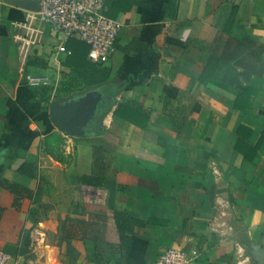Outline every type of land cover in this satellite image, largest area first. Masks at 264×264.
Instances as JSON below:
<instances>
[{"label": "crops", "instance_id": "crops-1", "mask_svg": "<svg viewBox=\"0 0 264 264\" xmlns=\"http://www.w3.org/2000/svg\"><path fill=\"white\" fill-rule=\"evenodd\" d=\"M111 2L106 13L122 25L109 77L55 97L73 74L69 55L36 0H0L6 264H127L108 251L119 242L114 210L147 221L133 230L147 264L170 245L191 253L189 264H264V0ZM219 68L234 81H214L226 79ZM27 74L51 84L32 86ZM54 99L95 110L68 134L51 119ZM94 146L105 160L100 186L80 180ZM89 187L105 201L89 199Z\"/></svg>", "mask_w": 264, "mask_h": 264}, {"label": "built area", "instance_id": "built-area-1", "mask_svg": "<svg viewBox=\"0 0 264 264\" xmlns=\"http://www.w3.org/2000/svg\"><path fill=\"white\" fill-rule=\"evenodd\" d=\"M39 6L37 18L46 24L59 39L58 49L69 53L65 41L76 38L88 45V58L96 63H106L112 57L121 21L106 14L110 0H36ZM32 86L51 84L45 75L27 74ZM89 199L105 201V194L92 187L86 189ZM9 255L0 248V264L8 262ZM192 254L186 249L170 245L164 248L155 264H189Z\"/></svg>", "mask_w": 264, "mask_h": 264}, {"label": "trees", "instance_id": "trees-1", "mask_svg": "<svg viewBox=\"0 0 264 264\" xmlns=\"http://www.w3.org/2000/svg\"><path fill=\"white\" fill-rule=\"evenodd\" d=\"M134 1L135 0H110L109 2H111L112 8L124 10L129 8ZM106 14L110 16L108 12ZM235 44L236 42L234 40H230L228 46ZM66 48L69 50V53H67L69 55L67 63L72 67L73 74L65 77L61 81L60 86L57 87L54 92L55 97L66 95L71 91L78 89L81 85H91L102 82L109 77L110 68L105 65V63H96L88 58V45L86 43L76 38H68L66 41ZM228 51L229 48H227L223 54V60L227 58ZM217 64H219L217 60H212L209 67L215 68V65ZM224 71H226L228 75L230 73L231 77L229 79H214V81L221 84V86L224 84L223 81L229 83L234 81L232 80V71L229 69ZM243 90H245V88L242 89V91ZM126 106L133 110V108H130V105ZM133 107L138 112L142 111L140 106ZM173 123L175 129L180 131L183 124L181 122H176L174 117ZM92 154L93 161L91 163L90 172L82 176L80 180L91 186H100L106 181L105 160L102 148L100 146H94L92 148ZM14 186L15 187H12V190H15L18 187L17 185ZM113 218L118 231L119 242L117 245H110L108 250L109 253L114 252V250H112L113 248L111 249V247L114 246L124 255L127 264H147L144 257L147 241L133 235L134 228L143 227L147 221L134 218L122 210H114Z\"/></svg>", "mask_w": 264, "mask_h": 264}, {"label": "water", "instance_id": "water-1", "mask_svg": "<svg viewBox=\"0 0 264 264\" xmlns=\"http://www.w3.org/2000/svg\"><path fill=\"white\" fill-rule=\"evenodd\" d=\"M37 10L39 9L36 1ZM95 110V106L86 99H79L65 103L52 100L50 111L53 123L68 134H73L79 126L87 123V120Z\"/></svg>", "mask_w": 264, "mask_h": 264}, {"label": "rangeland", "instance_id": "rangeland-1", "mask_svg": "<svg viewBox=\"0 0 264 264\" xmlns=\"http://www.w3.org/2000/svg\"><path fill=\"white\" fill-rule=\"evenodd\" d=\"M224 72H225V75H224ZM231 74H232V73H231ZM222 75H223V77L228 78V79L231 77L230 73H229V75H228V73H227L226 71H224V69L221 70V69L219 68L218 70H216V75H215V76H217V77L221 76V77H222Z\"/></svg>", "mask_w": 264, "mask_h": 264}]
</instances>
